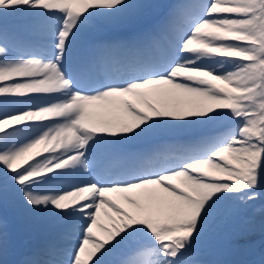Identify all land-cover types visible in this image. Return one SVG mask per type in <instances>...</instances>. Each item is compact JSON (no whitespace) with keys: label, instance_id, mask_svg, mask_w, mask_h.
I'll list each match as a JSON object with an SVG mask.
<instances>
[{"label":"snow or ice","instance_id":"snow-or-ice-1","mask_svg":"<svg viewBox=\"0 0 264 264\" xmlns=\"http://www.w3.org/2000/svg\"><path fill=\"white\" fill-rule=\"evenodd\" d=\"M161 7L0 0V201L46 227L23 264H206L203 237L264 199V0L112 34Z\"/></svg>","mask_w":264,"mask_h":264},{"label":"rangeland","instance_id":"rangeland-1","mask_svg":"<svg viewBox=\"0 0 264 264\" xmlns=\"http://www.w3.org/2000/svg\"><path fill=\"white\" fill-rule=\"evenodd\" d=\"M154 2L164 7L157 9L153 15L134 25L137 29H143L150 22H154L159 14L166 10V6L174 3L175 0H154ZM131 28L121 29L119 36H127L137 31V29L131 30ZM168 134V132H164L153 141H126L122 143L121 147L126 152L141 151V145L151 146L157 140L158 142L162 141V138ZM120 202L122 206L130 207L123 201ZM262 208H264V199L257 200L250 207H242L235 215L219 221L200 241L199 258L206 264H254V262L260 261L264 256V211ZM0 209L5 211V214L0 213V223L5 226L8 236L7 252L0 256V261H6V264H23L31 251L38 246L35 235L32 233H28V235L25 232L39 225L44 227L42 237H45V224L39 218L22 216L14 206L11 195L7 201H1ZM241 229H244L243 233H241ZM204 239L207 241H203ZM241 249L245 250L243 254L245 258H248L244 262H239L242 257Z\"/></svg>","mask_w":264,"mask_h":264},{"label":"bare ground","instance_id":"bare-ground-1","mask_svg":"<svg viewBox=\"0 0 264 264\" xmlns=\"http://www.w3.org/2000/svg\"><path fill=\"white\" fill-rule=\"evenodd\" d=\"M141 142V141H140ZM147 142V141H146ZM147 144V143H146ZM139 149V148H138ZM134 150V149H133ZM132 150V151H133ZM257 206V205H256ZM260 207V206H259ZM255 208V207H254ZM261 209V208H260ZM235 215V214H234ZM232 218V217H231ZM34 219V218H33ZM32 219V220H33ZM230 219V218H229ZM46 228V227H45ZM43 229V230H42ZM44 231V227H41V226H39V225H37V226H35V227H33V228H31L30 230H28V231H26L25 232V234L27 233H32L33 235H35V237L37 238V240H36V242L38 243V246L41 244V243H43V241L45 240V238H46V234H45V237H42V232ZM28 234V235H29ZM27 235V236H28ZM34 237V236H33Z\"/></svg>","mask_w":264,"mask_h":264},{"label":"trees","instance_id":"trees-1","mask_svg":"<svg viewBox=\"0 0 264 264\" xmlns=\"http://www.w3.org/2000/svg\"><path fill=\"white\" fill-rule=\"evenodd\" d=\"M162 7H164V6H162ZM246 234V233H245Z\"/></svg>","mask_w":264,"mask_h":264}]
</instances>
